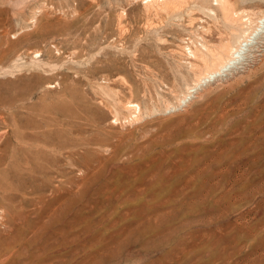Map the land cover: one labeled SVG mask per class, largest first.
Returning <instances> with one entry per match:
<instances>
[{
	"label": "rangeland",
	"instance_id": "1",
	"mask_svg": "<svg viewBox=\"0 0 264 264\" xmlns=\"http://www.w3.org/2000/svg\"><path fill=\"white\" fill-rule=\"evenodd\" d=\"M215 3L0 0V264H264V48L180 102Z\"/></svg>",
	"mask_w": 264,
	"mask_h": 264
},
{
	"label": "bare ground",
	"instance_id": "2",
	"mask_svg": "<svg viewBox=\"0 0 264 264\" xmlns=\"http://www.w3.org/2000/svg\"><path fill=\"white\" fill-rule=\"evenodd\" d=\"M215 1V7L219 11L215 18L220 22L221 29L216 38L211 40L200 36L199 42L188 47L185 73L180 69L177 71L179 78L187 80L189 77L184 95L180 98L183 104L188 103L209 83L245 73L264 48V11L253 13L250 10H236L229 0ZM127 103L128 106H134L133 102ZM245 150L246 146L241 153Z\"/></svg>",
	"mask_w": 264,
	"mask_h": 264
}]
</instances>
